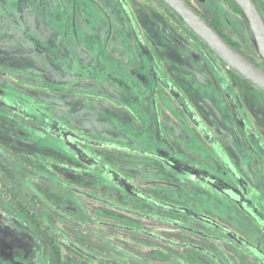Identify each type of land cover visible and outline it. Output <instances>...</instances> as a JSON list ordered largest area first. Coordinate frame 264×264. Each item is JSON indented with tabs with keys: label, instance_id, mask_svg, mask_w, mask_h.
<instances>
[{
	"label": "rangeland",
	"instance_id": "1",
	"mask_svg": "<svg viewBox=\"0 0 264 264\" xmlns=\"http://www.w3.org/2000/svg\"><path fill=\"white\" fill-rule=\"evenodd\" d=\"M120 1L0 0V101L4 104L0 103V264L12 256L13 261L34 264L52 261L34 227L4 198L7 190L48 224L50 236L59 246L60 264H140L113 245L143 260L167 263V256L151 253L149 248L155 245L154 232L167 235L170 229L166 223L122 215L98 204L88 206L95 213L88 217L91 213L80 206L83 199H78L80 205L75 204L78 193L91 203L104 201L142 212L129 184H144L150 178L167 180L169 185H145V192L198 207L214 226L225 221L235 227L237 236L257 247L249 252L222 244L212 251L227 256L232 264H260L264 261V93L219 62L162 1ZM188 1L242 52L262 64L243 16L231 0ZM135 27L145 48L135 43ZM2 72L11 77H3ZM155 72L165 73L171 88L175 86L191 101L197 126L207 127L223 140L221 147L211 140L213 148L205 143L206 148L198 134L185 127L187 120L177 122L178 105L163 90L157 106L163 132L157 133L158 118L149 110V102L146 105L148 99L154 103L149 87ZM83 75L88 77L84 85ZM43 79L66 85L68 93L74 88L80 91L82 86L89 88L86 97L83 93L78 97L38 92L27 85L41 84ZM176 93L171 96L177 98ZM110 96L126 103L138 115L137 122L102 100ZM178 100L183 103L182 97ZM168 106L176 114L171 116L169 110L161 113L160 107L166 110ZM97 136L105 139L99 142L117 149L93 145ZM119 141L154 146L163 155L167 153L162 149L173 152L168 154L170 165H161L157 171L153 161L125 154ZM32 196L39 203L37 211L32 208ZM246 205L251 214L244 211ZM143 209L147 214L155 211L147 206ZM66 212L79 214L74 218L83 225L91 220L93 227L105 229L107 221L141 233L111 227L109 234L90 230L100 237L81 235L78 227L59 216ZM191 240L200 243L197 237ZM21 246H27L25 257ZM173 253L188 264H214L197 251Z\"/></svg>",
	"mask_w": 264,
	"mask_h": 264
},
{
	"label": "trees",
	"instance_id": "2",
	"mask_svg": "<svg viewBox=\"0 0 264 264\" xmlns=\"http://www.w3.org/2000/svg\"><path fill=\"white\" fill-rule=\"evenodd\" d=\"M118 2L121 3L120 0H118ZM257 4L259 6V3H257ZM261 4H264V0H261ZM259 9L262 12L261 6H259ZM122 11L130 19V17H131L130 15L131 14H129L130 12L126 10V6L123 5V4H122ZM202 16L205 19H207L204 15H202ZM210 24H212V23L210 22ZM213 27H214L215 30H218L215 25ZM133 30L134 31H132V32L135 35L134 39H135L136 45L138 47H140V48L141 47L145 48L144 40L139 38V35H138L139 34V29H138V27H135ZM220 34H222V33L220 32ZM222 36L226 40H228V42H230L233 46L238 48L229 39H227V37H225L223 34H222ZM210 52H212V51L210 50ZM246 56L249 57L248 55H246ZM215 58H217L219 60V62L223 63L216 55H215ZM249 58L254 63H256L258 66L264 68L263 62H262V64H259V63L255 62L251 57H249ZM212 63L214 64V62L212 61L210 63V66L213 65ZM138 69H139V67H138ZM141 73H142V71H141ZM0 74H1V72H0ZM2 74H3V77H5V78H10L11 77L6 72H2ZM153 74L154 75L151 76L152 85L149 87V90L151 91L150 93L152 94L150 99L154 103H150V100L148 99V100H146L147 101L146 105H148V102H149V110L153 113V115L155 113L156 118H158V121H159V130H158V132H160V133L163 132V125H161L162 119H160V117L162 115H160L159 112L157 111V109H158L157 106L160 105V103H158L159 102V91L163 90L164 92H166V94H169V96L171 97L170 99L173 100V102H175V104L178 105L176 111H178V113L180 115H179V117H175L176 118L175 120L177 122L182 121L180 123H184L187 120L185 122V127H189L190 130H192L195 133H197L198 134V137H197L198 140L201 139L202 142H204V145L206 143L207 146H209V147L211 146L213 148V143L217 142V143H219V145L221 147L223 145V140H221L219 137H217V135L214 134L212 131L208 130L207 127L203 126L205 128L204 130H206L205 131L206 133H204L203 129H201V127L197 126V123H195L193 121V118L196 115V112H195L196 110H195L193 104L191 103V101L187 97H184L182 95V93L180 94L175 86H174V88H171V86H170L171 85V81L167 77V75L165 73H163V75H161L160 73H157V72H155ZM0 77H1V75H0ZM82 78L83 79H81V80H85V81H83V85H84V84L87 83L88 77L83 75ZM12 81L16 82L18 84H24V82H22L21 80L19 81L17 78H12ZM40 82H41V84H27V85H29V87L32 88L34 91H38V92L45 93V92H49V91L50 92L54 91V92H58V93H61V94H71L73 96H78V97L80 95L79 93H83L82 96H84L88 92L87 89L89 88V86H82L81 89L84 92L82 90L79 91V89L75 90V88H74L73 90H71L70 93H68L69 89L65 88L66 85L58 86L56 84H50L47 81H45L44 79L40 80ZM173 91L174 92L175 91L178 92V93H176L177 94V98H174V97L171 96V93ZM84 97H86V96H84ZM181 97L183 99V103L182 104H180V102H178L179 101L178 98H181ZM184 98H185V100H184ZM100 99H102V98H100ZM102 100L106 101L107 103H110L117 110H121L123 112H127V114H129V116L133 120H135L137 122V119L139 118L138 115L134 114V111L132 109H130L126 103H122L121 102L122 100H117V99L115 100L111 96L109 98L107 97V98L102 99ZM0 103H1L2 106L4 105L3 102L0 101ZM160 108L162 109L161 113L163 111L168 112L167 110H169L168 113H170L171 116L175 113L174 109L172 110L171 107L169 109V106L167 108H165L166 110H163V107H160ZM18 113H20V111ZM230 116L233 119L234 116H232V114H230ZM204 135H209L210 138H212V140H214V142L211 141V142H213V143H211L210 141H208L207 138L204 137ZM100 139L105 140L102 137L97 136L95 138L97 143H94L95 141H93L91 143L93 145L97 144L99 146H102V148H105V149L106 148H109V149L110 148H116V146L114 147L112 145H109V143L102 142V140L99 142L98 140H100ZM119 142L121 143V145L123 144L122 145L123 147L119 148V149L122 150L123 152H125V154H133L134 157L138 156V157H142V158H145V159L147 158V159L153 161L154 164H155L154 165L155 170H157V171L160 169L161 165H170L169 161L167 162L163 158H161L162 156H160L159 153H157L156 147L153 148L154 146L152 147L150 145L149 146L147 145V147H146V146H144L142 144L140 145V143H137V142H135L134 145H131L129 142H122V141H119ZM205 147H206V145H205ZM218 156H219V159L221 160L222 157H221L220 153H218ZM145 182L146 183H144V184L143 183L134 184V185L131 184V183L129 184V187L132 188L137 193L136 198H137L138 201H140V203L142 205V212H137V211L135 212L134 210H131V209H128V208H125V207H121V206H117L114 203H110L112 205L110 207H113V208H115L116 210H119V211H123L125 214H128V215L130 214V216L134 215V217L136 216V218H140V219L142 218V219H148V220L152 219L154 221H159V222H162V223H166V225H169V228H171L173 231H178L179 233H182V234L189 233L190 235L191 234H193V235H202L207 240V242L211 243V244H217L218 243V244H225V245L240 246L239 243L231 240V238L228 235H226V233H224L221 229H219L218 227L214 226L212 223H210L208 221L202 220L201 217H204L203 214H206V213L198 210L199 209L198 207H194L192 205H189L187 203H182V202H178V203L170 202V201H168L166 199H163L162 197L160 198V195H154V194L150 193L149 191L145 192V190L143 188L145 185L148 186V187H152L153 185H156L157 182H159L157 184H161L160 186L157 185V187H167L166 185H169L168 184L169 182H167V180H156V179L154 180V179L150 178V179H146ZM145 206L152 207L153 211L155 210L154 213L153 214H147L145 209H143V207H145ZM157 212H160V213H163V214H166V215L165 216H158ZM139 213H141V216L139 215ZM192 221L202 222V223L199 225L198 223H195V222H192ZM219 224H221V226L225 227L227 230H231V231L235 230L236 231L234 226H232L231 224H229V223H227L225 221L224 222H220ZM241 238L246 240V241H249L243 236H241ZM249 243H252V242L249 241Z\"/></svg>",
	"mask_w": 264,
	"mask_h": 264
},
{
	"label": "flooded vegetation",
	"instance_id": "3",
	"mask_svg": "<svg viewBox=\"0 0 264 264\" xmlns=\"http://www.w3.org/2000/svg\"><path fill=\"white\" fill-rule=\"evenodd\" d=\"M255 2H256V4L257 3H259V6H261V9H262V12H261V14H262V16L264 17V4H261V0H255ZM257 6H258V4H257ZM259 6H258V8H259ZM260 10V9H259ZM209 21V20H208ZM211 25H213L214 26V24H211ZM212 26V27H213ZM246 26H247V24H246ZM214 28V27H213ZM248 28V27H247ZM218 29V28H217ZM216 31H219V33L221 32L219 29L218 30H216ZM248 31H249V29H248ZM225 37H227L223 32H221ZM250 33V32H249ZM221 34V35H222ZM251 35V34H250ZM199 38V37H198ZM200 39V38H199ZM228 39V38H227ZM201 40V39H200ZM230 40V39H229ZM202 41V40H201ZM228 41V40H227ZM231 41V40H230ZM203 42V41H202ZM232 42V41H231ZM204 43V42H203ZM233 43V42H232ZM205 44V43H204ZM234 45H236L235 43H233ZM237 46V45H236ZM238 47V46H237ZM239 48V47H238ZM242 51V50H241ZM243 53H245V51L243 50ZM246 54V53H245ZM258 54V53H257ZM247 55V54H246ZM199 60H200V57H199ZM263 62V61H262ZM264 64V63H263ZM230 69V68H229ZM264 69V68H263ZM231 70V69H230ZM232 71V70H231ZM232 72H234V71H232ZM235 73V72H234ZM238 75V74H237ZM248 83V82H247ZM251 85V84H250ZM253 86V85H252ZM256 88V87H255ZM258 89V88H257ZM259 90V89H258ZM261 91V90H260ZM261 92H263V91H261ZM264 93V92H263ZM70 119H72L71 117H70ZM70 119H69V122L67 121V124L70 126L71 125V128H72V125L74 124L73 122H72V124H71V122H70ZM193 121L195 122V118H193ZM157 123H158V127H159V121L157 120ZM196 123V122H195ZM63 128H65L64 126H63ZM158 130L159 129H157V133H159L160 134V132H158ZM204 130V129H203ZM205 131V130H204ZM84 134H86V133H84ZM84 134L83 133H81L80 135H83L84 136ZM73 136L74 135H76V137H79V138H81L82 136H80V135H77V134H72ZM87 135V134H86ZM87 138L86 139H90L89 137H88V135L86 136ZM204 137H206L207 138V140L208 141H210L211 142V140H212V138H210V136L209 135H204ZM159 149H161V148H159ZM158 150V149H157ZM156 150V151H157ZM163 151L165 150L166 152L165 153H167V154H165V155H163V154H159L160 156H162L161 158H163L165 161H169L168 159V154L169 155H172L173 154V152L171 153L170 151H168V150H166V149H162ZM172 151V150H171ZM158 153V152H157ZM170 157V156H169ZM81 188V187H80ZM86 190V189H85ZM3 191H5V190H3ZM37 195V194H36ZM82 195L81 194H78V193H76L75 194V201H76V203L75 204H77V205H80V204H78V199H83V202L84 203H82V205H80L81 207H83V209H85V211H87V213H91V215H88V217H92V216H94L95 215V213L94 212H92L91 210H90V208L88 207V206H92V205H95V204H98V205H104L105 207H109V208H112V209H115V208H113V207H110V206H112L110 203H106V202H94V203H91V201H89L88 200V197H85V196H83V197H81ZM35 196H32L31 197V200H34V203H33V206H32V208L33 209H35L36 211H37V208L38 207H40L38 204V201H35V198H34ZM4 198H8L9 200H10V202L12 203V205L13 206H15L16 208H17V210L20 212V214L23 216V218H24V220L27 222V224L29 225V226H32V227H34V229H35V233H36V237L40 240V242H41V244L44 246V247H46L48 250H49V252L52 254V261H51V259H50V263L51 264H60L59 262V256H58V253H59V246L58 245H56L55 243H54V241H53V239H52V237L50 236V233H49V226H48V224H45L43 221V219L42 220H40V219H38V214H36L35 212H34V210H31V209H29V208H27V206L25 205V203L24 202H22L21 200H19L18 199V196L15 194V193H13L12 192V190H7V192L5 193V197ZM89 198H91V197H89ZM155 200V199H154ZM158 204V203H157ZM108 208V209H109ZM40 209V208H39ZM83 209H81V210H79L80 212L82 211V212H84V213H86ZM250 208L248 207V205H246L245 206V209H244V211H246V212H248L249 214H251V211L249 210ZM43 210V209H42ZM78 211V212H79ZM115 211H118V212H121V214L122 215H127V216H130V214L128 215V214H125L123 211H119V210H116L115 209ZM77 212V211H76ZM77 212V213H78ZM79 212V213H80ZM253 212V211H252ZM42 213V212H41ZM58 213V212H57ZM43 214V213H42ZM99 214V213H98ZM77 215H79V214H77ZM77 215H74V213H73V215L72 214H69V213H64V214H60L59 216H62L63 218H64V221H66V222H68V224H70V225H72V224H74L76 227H78L77 228V232H80V234L81 235H85V234H83L84 232L86 233V234H88L89 235V237H92V234L93 235H95L96 237H100V236H97V233H95V232H98V233H106V234H109L110 233V231H111V227H113V228H116V227H122V229H129L128 231H135V232H138V233H141V230H135V229H133V228H131V227H129V226H119V225H117V224H112V223H109V222H107V221H105L104 222V224H106V226H105V229L104 228H100V227H96V226H94L93 227V225H95V224H92V223H90V221L91 220H88V221H86L85 223H84V225H83V223L81 222V221H79V219H75L74 218V216H77ZM139 215L141 216V213H139ZM134 216V215H133ZM80 217V216H79ZM99 217L101 218L102 216L101 215H99ZM136 217V216H135ZM202 218V220H204V221H208V222H210V220L209 219H206V217H201ZM211 223V222H210ZM89 225L88 226V228L86 229V225ZM69 225V226H70ZM221 225V224H220ZM108 226V228H106ZM219 229H221L224 233H226V235H228L230 238H231V240H233V241H235V242H237V243H239L240 244V246L241 247H244V248H246V249H249V252L250 251H254L255 252V248H257V247H255L256 245H253L252 243H249V241H246V240H244V239H242L241 238V236L239 235V236H237V233H236V231L234 230V231H230V230H227L225 227H223V226H219L218 227ZM72 229V231H71V233H70V235H72V233H73V228H71ZM85 229H86V231H85ZM92 229H94V231L95 232H93V233H91L90 232V230H92ZM170 230L168 231V233L166 232V234L167 235H163L162 236V234H159L158 232H154L153 234H152V238H153V240H154V243H155V245H153V246H150L149 248H151L152 250H151V253H157L158 254V252L160 253V254H162V255H164V256H167V259H168V262H174L173 264H188L186 261H184L183 259H181V258H179V257H177L174 253H173V251H175V250H186V251H197L198 253H200V254H202L204 257H206L207 259H209L210 261H212V262H214V264H232V262L229 260V259H227V256H220L216 251H212L211 250V248H213V247H216V248H221V246H222V244H211V243H208L207 242V240L202 236V235H193V234H189V233H187V234H182V233H179L178 231H173L171 228H169ZM89 232V233H88ZM107 236H109V235H107ZM118 236V235H117ZM116 235H114L113 237H117ZM166 236H169V237H166ZM171 236H172V238H171ZM192 237H197V239H198V241H200V243L198 242V244L197 243H195L193 240H191V238ZM62 243H65V242H63L62 240H60ZM107 243L108 244H110L111 242L110 241H108L107 240ZM107 243L105 244V245H107ZM243 243V244H242ZM67 245V244H66ZM114 246V248L118 251V252H121L122 254H124V255H128V257H130L131 259H133V260H135V261H138V262H140V264L141 263H149V264H168V262L167 263H158V262H154V261H147V260H143V258L140 256V255H135V254H132V253H130V251H128V250H125V249H120L119 247H117L116 245H113ZM19 248V247H18ZM67 248H69V250H71V251H73V252H80V250L79 249H76V248H71V247H67ZM19 249H21L22 251H23V253H21L22 254V257H25V255L27 256V254H29V253H27V252H25V251H27L26 249H27V246H21V248H19ZM257 255H258V257L260 258L261 257V255H260V253H256ZM18 256H21L20 254L19 255H17L16 257H18ZM14 256H12V258H13ZM12 258H10V259H8L6 262H9L10 264H29V263H27V261H23V262H20V261H13V259ZM86 258H88V257H86ZM224 258V259H223ZM117 259H119V261H122V257H118ZM144 261V262H143ZM3 263H5V262H3ZM49 263V264H50ZM2 264V263H1ZM5 264H7V263H5ZM109 264V263H108ZM122 264H124L123 262H122ZM260 264H264V261L263 260H261V262H260Z\"/></svg>",
	"mask_w": 264,
	"mask_h": 264
},
{
	"label": "water",
	"instance_id": "4",
	"mask_svg": "<svg viewBox=\"0 0 264 264\" xmlns=\"http://www.w3.org/2000/svg\"><path fill=\"white\" fill-rule=\"evenodd\" d=\"M232 71L264 92V69L228 42L187 0H160ZM239 9L264 63V17L255 0H231Z\"/></svg>",
	"mask_w": 264,
	"mask_h": 264
},
{
	"label": "crops",
	"instance_id": "5",
	"mask_svg": "<svg viewBox=\"0 0 264 264\" xmlns=\"http://www.w3.org/2000/svg\"><path fill=\"white\" fill-rule=\"evenodd\" d=\"M5 263H7V264H10L9 262H5ZM5 263H2V264H5ZM29 264H34L33 262L31 263V262H29Z\"/></svg>",
	"mask_w": 264,
	"mask_h": 264
}]
</instances>
